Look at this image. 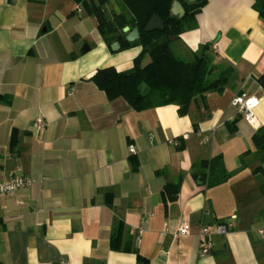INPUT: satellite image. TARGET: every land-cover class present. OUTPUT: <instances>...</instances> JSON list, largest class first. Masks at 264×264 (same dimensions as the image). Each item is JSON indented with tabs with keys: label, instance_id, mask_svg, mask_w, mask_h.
<instances>
[{
	"label": "crops",
	"instance_id": "obj_1",
	"mask_svg": "<svg viewBox=\"0 0 264 264\" xmlns=\"http://www.w3.org/2000/svg\"><path fill=\"white\" fill-rule=\"evenodd\" d=\"M253 2L206 0L174 40L176 58L191 62L207 45L232 70L221 94L180 116L174 104L136 112L89 81L130 70L141 49L111 52L73 0H0V185L34 181L0 194V264H142L133 251L146 264H264V22ZM240 95L259 100L255 127L231 106ZM216 156L229 178L207 188L193 165ZM166 184L178 185L174 201ZM180 222L188 235H176ZM200 226L212 239L203 259Z\"/></svg>",
	"mask_w": 264,
	"mask_h": 264
},
{
	"label": "trees",
	"instance_id": "obj_2",
	"mask_svg": "<svg viewBox=\"0 0 264 264\" xmlns=\"http://www.w3.org/2000/svg\"><path fill=\"white\" fill-rule=\"evenodd\" d=\"M73 1L81 7L76 9L78 12L82 9L85 15L94 17L96 29L107 48L118 43V52L134 47L141 49L130 70L118 72L112 67L102 68L90 77L89 81L105 94L108 101L121 98L136 112L174 104L178 107V114L183 116L197 97L211 92L221 94L226 88L232 70L218 69L209 46H203L191 62L176 58L170 50V37L178 39L183 32L195 28V16L205 6L206 0L194 3L187 0H117L119 7L114 6V0ZM173 2H178L184 10L180 20L170 13ZM107 6H110L109 10H106ZM252 7L264 22V0H254ZM152 15L163 22V31H144ZM125 27L137 30L139 38L135 42L125 41L126 34L122 32ZM145 55H149L152 62L141 70L140 63ZM256 82L264 90V74ZM253 139L259 145L257 135ZM131 166L133 171L137 169L134 160H131ZM193 168L199 171L193 177L207 188L219 186L229 178L221 156L194 164ZM177 191L178 185H165L169 201L175 200ZM118 234V229H115L110 236L112 249H117ZM133 252L138 262L146 264V260Z\"/></svg>",
	"mask_w": 264,
	"mask_h": 264
},
{
	"label": "built area",
	"instance_id": "obj_3",
	"mask_svg": "<svg viewBox=\"0 0 264 264\" xmlns=\"http://www.w3.org/2000/svg\"><path fill=\"white\" fill-rule=\"evenodd\" d=\"M259 100L248 98L245 95H240L232 99L231 106L235 107L241 118L250 126H256V119L254 116L253 110L258 105ZM36 125L39 128H43V123L41 120L36 121ZM168 144L177 145L176 141L169 140ZM129 152L133 153L134 150L129 148ZM34 181L31 179H24L21 177H11L7 182L0 185V194L7 195L11 194L14 191L20 188H29L33 185ZM234 217L230 222L222 223L216 226L215 233L217 235H225L229 229H232L234 226ZM190 232V226L188 223L180 222L176 228L177 236H185ZM198 239V258L203 259L209 255L212 249V239L211 233L208 228L200 226L197 232ZM58 264H69L67 261H60Z\"/></svg>",
	"mask_w": 264,
	"mask_h": 264
},
{
	"label": "water",
	"instance_id": "obj_4",
	"mask_svg": "<svg viewBox=\"0 0 264 264\" xmlns=\"http://www.w3.org/2000/svg\"><path fill=\"white\" fill-rule=\"evenodd\" d=\"M189 3H194L199 0H187ZM170 13L173 17H176L178 20H180L184 16V10L181 7V5L178 2H173L172 7L170 9ZM164 30V25L163 22L160 20V18L156 15H152L151 19L148 21L146 24L144 31L149 33L153 31H163ZM122 32L125 35V41L128 43H133L135 42L138 38V32L136 29L129 30L128 27H125L122 29ZM176 38L170 37V41H174ZM112 51H117L119 50V45L118 43H113L110 47ZM151 58L149 55H145L143 60L140 63V69L144 70L146 67H148L151 64Z\"/></svg>",
	"mask_w": 264,
	"mask_h": 264
},
{
	"label": "rangeland",
	"instance_id": "obj_5",
	"mask_svg": "<svg viewBox=\"0 0 264 264\" xmlns=\"http://www.w3.org/2000/svg\"><path fill=\"white\" fill-rule=\"evenodd\" d=\"M115 1H117V0H114L113 2H115ZM109 8H110V6H107L106 7V10H109ZM177 46V44H175V42L174 41H170V50H171V52H172V54L174 55V56H176L175 55V47Z\"/></svg>",
	"mask_w": 264,
	"mask_h": 264
}]
</instances>
